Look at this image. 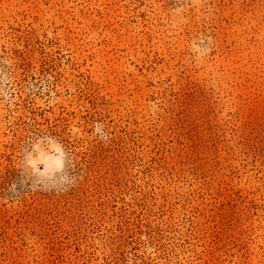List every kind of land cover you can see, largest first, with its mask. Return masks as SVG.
<instances>
[{
  "label": "rangeland",
  "instance_id": "374dc122",
  "mask_svg": "<svg viewBox=\"0 0 264 264\" xmlns=\"http://www.w3.org/2000/svg\"><path fill=\"white\" fill-rule=\"evenodd\" d=\"M4 58L0 264H264V0H0Z\"/></svg>",
  "mask_w": 264,
  "mask_h": 264
},
{
  "label": "clouds",
  "instance_id": "9594fccd",
  "mask_svg": "<svg viewBox=\"0 0 264 264\" xmlns=\"http://www.w3.org/2000/svg\"><path fill=\"white\" fill-rule=\"evenodd\" d=\"M0 65L3 69L0 74L7 72L8 79H13L11 68L12 61L8 58L0 59ZM6 103V101H0ZM55 154V167H49L48 161ZM67 158V151L63 143L55 136L39 135L34 136L28 141V148L22 153V171L30 173L36 177H46L51 179L55 173H61L64 170ZM43 166V168H41ZM38 188L42 185H37Z\"/></svg>",
  "mask_w": 264,
  "mask_h": 264
}]
</instances>
